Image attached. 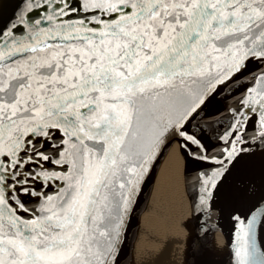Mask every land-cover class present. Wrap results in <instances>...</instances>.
<instances>
[{"label":"snow or ice","instance_id":"6c2138e0","mask_svg":"<svg viewBox=\"0 0 264 264\" xmlns=\"http://www.w3.org/2000/svg\"><path fill=\"white\" fill-rule=\"evenodd\" d=\"M177 142L197 219L227 188L264 201V0H24L0 17V264H123L140 186ZM233 219L236 264H264V218Z\"/></svg>","mask_w":264,"mask_h":264},{"label":"water","instance_id":"95a60500","mask_svg":"<svg viewBox=\"0 0 264 264\" xmlns=\"http://www.w3.org/2000/svg\"><path fill=\"white\" fill-rule=\"evenodd\" d=\"M23 7L24 0H0V17L7 19L14 14L19 15ZM227 103L231 105L233 101H228ZM218 107H222V105ZM217 119L221 120L225 127L227 123L230 122V118L226 112L222 113ZM192 131L197 133L200 131L195 122L193 123ZM220 131H223V129H220ZM218 134L219 133H217V135ZM213 141H215V135L213 136ZM174 144L160 150L151 165L148 176L140 186L139 194L136 197V202L133 205L124 233L125 251L123 264H150L157 261L156 258L165 257L162 250L167 246L158 253L154 252L149 257L151 261L145 259L146 257H142L140 252V239L142 238L140 236L146 217L149 215L148 205L153 195V189L155 188L160 168ZM213 151H219V148ZM183 153L187 162L185 181L191 202L193 225L192 231L189 232L190 235L186 238L175 239L174 243L171 241V246L173 243L171 252L172 261L174 263L177 262L176 264H217L216 262H218V260L211 246L214 243H212V235L217 227H222L227 235L226 240L228 242V260L225 261V264H236L234 253L239 242L240 225L233 219V216L242 214V218L243 216H255L258 220L262 219L264 218V201L260 199L259 194L254 196H240L237 195L233 189L227 188L218 198L216 209L205 211L200 215V218L197 219L193 214V200L196 199L198 202V197L202 194L199 191L200 186L195 180L196 171L194 170H199L198 163L192 161L190 156H186L184 151ZM256 171L259 173V170L256 169ZM189 177H191V179H189ZM255 179L257 184H259V177L257 178L255 176ZM205 244L209 247H206ZM148 255L149 253L147 256ZM163 261L168 263L165 260Z\"/></svg>","mask_w":264,"mask_h":264},{"label":"bare ground","instance_id":"6f19581e","mask_svg":"<svg viewBox=\"0 0 264 264\" xmlns=\"http://www.w3.org/2000/svg\"><path fill=\"white\" fill-rule=\"evenodd\" d=\"M186 163L183 150L177 142L169 150L160 168L148 205L149 215L146 217L140 236L142 257H147L148 253L150 257L157 250L167 246L162 250L165 257L156 258L157 261L150 264H176L177 262L172 261L171 255L174 240L186 238L192 231L191 202L185 181ZM256 169L259 170V162L255 165V176L258 178L259 173ZM226 237L222 227H217L213 232L212 243H214H211V246L218 260L217 264H225L228 260ZM205 246L209 247L207 244Z\"/></svg>","mask_w":264,"mask_h":264},{"label":"rangeland","instance_id":"374dc122","mask_svg":"<svg viewBox=\"0 0 264 264\" xmlns=\"http://www.w3.org/2000/svg\"><path fill=\"white\" fill-rule=\"evenodd\" d=\"M160 250H157L156 253H158ZM147 260H149V255L145 258ZM146 264H149V263H146Z\"/></svg>","mask_w":264,"mask_h":264}]
</instances>
